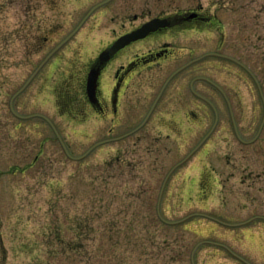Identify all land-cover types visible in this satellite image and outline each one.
Returning <instances> with one entry per match:
<instances>
[{"label":"rangeland","instance_id":"rangeland-1","mask_svg":"<svg viewBox=\"0 0 264 264\" xmlns=\"http://www.w3.org/2000/svg\"><path fill=\"white\" fill-rule=\"evenodd\" d=\"M96 1L0 0V264H264V0H115L136 15L199 7L215 13L226 52L248 68L245 101L231 106L241 137L253 141L240 142L231 129L228 143L219 137L209 155L194 153L166 182L193 142L181 144L178 158L163 138L152 139L150 152L128 143L117 165L114 143L93 146L109 120L100 130L94 117L69 118L60 113L63 103L44 92L33 96L68 153L81 156L72 159L46 121L33 119L32 133L31 121H22L17 135L8 112V97L27 73L25 58L40 62ZM97 14L69 43L84 39L74 54L78 70L122 21ZM26 35L40 47L31 56ZM59 69L39 88H60L67 66Z\"/></svg>","mask_w":264,"mask_h":264},{"label":"flooded vegetation","instance_id":"flooded-vegetation-1","mask_svg":"<svg viewBox=\"0 0 264 264\" xmlns=\"http://www.w3.org/2000/svg\"><path fill=\"white\" fill-rule=\"evenodd\" d=\"M123 7L115 0L96 1L40 62L25 58L26 69H22L27 73L7 101L8 112L18 121L17 135L25 130L22 121H31L30 133L36 128L33 119H43L50 125L49 118L39 112L38 104L34 103V97L44 92L47 101L63 103L62 115L74 119L94 117L100 130L109 120L107 135L96 141V146L114 143V163L117 165L120 163L119 152L121 148L128 147V143L130 146L142 143L145 151L150 152L152 139L163 138L162 145L167 146L168 152L176 151L171 157L178 158L181 144L193 142L188 152L174 161L163 182L171 175L175 176V169L194 153L209 155L210 147H214L219 137L228 143L231 129L240 142H252L255 137L250 140L241 137L242 128L237 124L231 106L245 101L243 78L248 68L243 59L226 52L228 43L224 33L216 31L221 26L215 13L199 7L190 12L149 16L145 12L130 14L128 6L124 12ZM97 13L103 16L110 14L111 19L119 16L122 21L111 28L108 37L93 44V51L88 47L92 52L78 70L74 54L84 50V39L77 46L69 43L83 24ZM153 18L164 19L167 24L126 43L113 53L102 55L120 36ZM33 38L37 41L34 36H24L27 56L40 49L37 42L33 44ZM44 39L47 41L46 37ZM60 63L67 66V69H62L63 85L55 89L54 84L51 87L48 84L46 90L40 89L39 80L49 82L61 69ZM231 69L233 75L230 74ZM91 73L95 82L89 92ZM2 88L7 94L4 84Z\"/></svg>","mask_w":264,"mask_h":264},{"label":"water","instance_id":"water-1","mask_svg":"<svg viewBox=\"0 0 264 264\" xmlns=\"http://www.w3.org/2000/svg\"><path fill=\"white\" fill-rule=\"evenodd\" d=\"M167 24V22H166V20H164V19H158V18H153V19H151V20H149V21H147V22H145L144 24H142L140 27H138V28H136L135 30H132L131 32H129V33H127V34H124V35H122V36H120L112 45H111V47L105 52V53H103L102 55H104V54H109V53H113V52H115L117 49H119L120 47H122L123 45H125L126 43H128V42H130V41H132V40H135V39H137V38H140V37H143V36H145L147 33H149L150 31H154L155 29H157L159 26H164V25H166ZM65 41V39L62 41V42H60L59 44H58V46L57 47H55L49 54H48V56H46V58L42 61V63L63 43ZM41 63V64H42ZM40 64V65H41ZM94 82H95V78H94V75H93V73H91L90 75H89V79H88V91L90 92V91H92V89H93V86H94ZM47 121L50 123V125H51V127H52V129H53V131L55 132V134H56V136H57V138L59 139V141H60V143H61V145H62V147H63V149H64V151H65V153L70 157V158H73V159H79L80 157H73V156H71L69 153H68V151H67V149H66V147H65V145H64V143H63V141L61 140V138H60V136H59V133L57 132V130H56V128H55V126H54V124L49 120V119H47ZM97 144H95V145H93V146H96ZM93 147H91L90 149H88V151L86 152V153H88L91 149H92ZM85 153V154H86ZM84 154V155H85ZM84 155H82V156H84Z\"/></svg>","mask_w":264,"mask_h":264}]
</instances>
